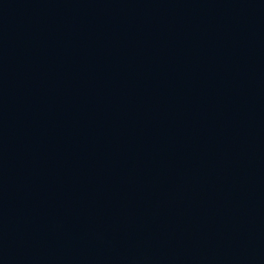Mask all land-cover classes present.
I'll return each instance as SVG.
<instances>
[{"label": "water", "instance_id": "obj_1", "mask_svg": "<svg viewBox=\"0 0 264 264\" xmlns=\"http://www.w3.org/2000/svg\"><path fill=\"white\" fill-rule=\"evenodd\" d=\"M0 264H264V114L52 191L0 222Z\"/></svg>", "mask_w": 264, "mask_h": 264}]
</instances>
